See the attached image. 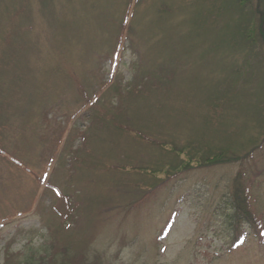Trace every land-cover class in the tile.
<instances>
[{"label":"rangeland","instance_id":"rangeland-1","mask_svg":"<svg viewBox=\"0 0 264 264\" xmlns=\"http://www.w3.org/2000/svg\"><path fill=\"white\" fill-rule=\"evenodd\" d=\"M257 3L0 0V264H264ZM206 147L237 160L175 174Z\"/></svg>","mask_w":264,"mask_h":264},{"label":"trees","instance_id":"trees-1","mask_svg":"<svg viewBox=\"0 0 264 264\" xmlns=\"http://www.w3.org/2000/svg\"><path fill=\"white\" fill-rule=\"evenodd\" d=\"M245 7V4H244ZM255 16L257 17L258 21L256 24V36H260L262 41H264V0H258L256 9H255ZM258 32V33H257ZM245 40H248L249 37L245 36ZM205 152H199L196 149H188L186 156H189L187 158V162L185 163V167H183L181 170L176 171V175L180 174L186 170H195L197 168L202 167H211L216 164L220 163H231L237 158L232 159L228 156V154H224L222 150H219L218 152H212L210 148H204ZM192 152H196L194 156H192ZM202 153L201 156H197L196 154ZM226 153V152H225ZM193 158H197L198 160L191 161ZM242 160V159H241ZM196 164V166L192 165ZM188 165H192L187 167ZM155 174V172H153ZM168 174V172H167ZM154 176L153 174H150ZM170 176L164 177V179H158V183L153 187L155 189L158 185L165 183ZM254 179L246 180L244 177V174L239 172L236 176V178L233 181V191L231 193V197L229 201L226 203L227 206H229V215H226L228 218V224H227V230L228 234L230 233V246L231 248H237L239 247L246 239L247 234L249 232H255L257 235L261 234L262 227L260 226V221L258 220V217L254 213L253 203L251 201L252 194H251V184ZM222 205V202H219L218 204L213 205L212 210L218 211ZM59 205L55 207L54 209L57 211L59 209ZM59 211V210H58ZM61 211V210H60ZM59 211V213H60ZM257 212V211H256ZM248 229V230H246ZM264 231V230H263ZM5 264H9L6 262ZM25 264H56L53 256H47L40 257L36 261H26Z\"/></svg>","mask_w":264,"mask_h":264}]
</instances>
